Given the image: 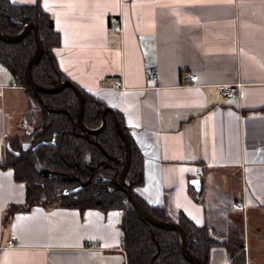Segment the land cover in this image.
<instances>
[{
    "label": "crops",
    "instance_id": "0c3cea01",
    "mask_svg": "<svg viewBox=\"0 0 264 264\" xmlns=\"http://www.w3.org/2000/svg\"><path fill=\"white\" fill-rule=\"evenodd\" d=\"M39 1L59 33L60 69L120 115L140 152L135 193L173 221L183 213L217 240L242 245L244 264H264V0ZM221 83H239V94L220 97ZM35 106L2 66L0 264H127L123 210H23L26 184L4 159L23 108L31 116ZM10 205L20 209L9 216ZM229 261L223 245L211 246L208 264Z\"/></svg>",
    "mask_w": 264,
    "mask_h": 264
},
{
    "label": "trees",
    "instance_id": "16d2710c",
    "mask_svg": "<svg viewBox=\"0 0 264 264\" xmlns=\"http://www.w3.org/2000/svg\"><path fill=\"white\" fill-rule=\"evenodd\" d=\"M29 21L37 23L43 45V53L37 64L32 66L33 80L43 87H54L69 78L58 65L53 49L60 44L59 33L54 29L51 16L42 8L40 1L33 4H19L11 0H0V31L17 34ZM36 49L34 31L16 43L0 40V65L7 69L15 83L21 85L40 105L37 119L27 149L14 150L7 146L12 157L4 160L6 167H12L16 180L26 184V199L23 210L34 204L74 207L83 211L97 208L123 210L120 228L123 235V249L127 264H191L181 252V238L174 230L159 228L143 220L130 204L126 194L118 186L122 161L126 155L125 144L117 132L112 115L106 113V125L98 133L86 136L79 126L72 129L70 115L78 114L79 100L72 87L67 86L57 93L39 92L47 110L39 102L29 87L25 68ZM80 89V88H79ZM81 90V89H80ZM82 91V90H81ZM83 123L89 128L101 124V113L105 103L85 93ZM67 111L69 114L65 113ZM121 127L127 133L121 117L116 113ZM129 138V135L127 133ZM42 139H51L33 147ZM130 140V138H129ZM130 165L125 180L134 197L159 220L173 221L157 207L148 206L134 191L143 183L142 157L130 140ZM51 170L48 176L42 175L38 167ZM78 183L83 187L75 192L63 193ZM56 198L59 202L52 201ZM20 207L10 205L8 215ZM186 231L187 247L200 264H208L211 246L223 245L229 255V264H244L242 245L217 240L206 227L195 225L183 213L176 219Z\"/></svg>",
    "mask_w": 264,
    "mask_h": 264
},
{
    "label": "water",
    "instance_id": "95a60500",
    "mask_svg": "<svg viewBox=\"0 0 264 264\" xmlns=\"http://www.w3.org/2000/svg\"><path fill=\"white\" fill-rule=\"evenodd\" d=\"M31 30L34 31V35H35V39H36V49H35L32 57L29 59L28 64L25 68V77H26V81H27L29 87L31 88L32 92L34 93V95L38 96L39 102L42 103L43 107L47 110L61 111L59 109H50L47 104L43 103V99L39 96V92L57 93L67 86L72 87L73 90L75 91V93L77 94L78 100H79V109H78V114H77L76 119L70 115V119L72 121V129L75 132L76 127L79 126L80 129L84 132V134L86 136H89L92 133H98L101 130H103V128L106 125V113L109 112L112 115L115 126L117 128V132L120 135L121 139L123 140V142L125 144V149H126L125 158L122 161L117 160L121 164V170L119 172V177H118L119 188L126 194L128 201L134 207L137 214L143 220L147 221L150 224H153L156 227L176 231L180 235V238H181V252H182L183 257L187 261H189L191 264H200L199 260L192 253H190V251L187 247L188 238H187V234H186L185 229L176 221L159 220L155 216H153L150 212H148L138 202V200L134 197L130 186L126 183L125 177H126L127 171L129 169L130 161H131V159H130V141H129L124 129L121 127V125L119 123V119H118L116 112L111 107H105L101 113V124H100V126L97 128H94V129L89 128L83 123L85 95L75 84H73L70 80H65V81H62L60 84H58L57 86H54V87H43V86L37 84L33 80L32 75H31V68H32V66H34L35 64L38 63V61L40 60L42 53H43V45H42V41H41V37L39 34L37 23L34 21H29L25 24L24 28L19 33L13 34V35L6 34V33H3L0 31V40L8 42V43H16V42L22 40L24 37H26ZM64 112L69 114L67 111H64ZM48 140H51V139L39 140L34 144L33 147L35 148V147L39 146L40 144L46 143ZM38 171L42 175H45V176H48L51 174V170H49L45 167H42V166L38 167ZM190 183L194 186V188L196 190L200 189L201 184H200L199 178L191 179ZM82 185H83V183H80L79 185H77L75 187L67 188L63 191V193H70V192L78 191V190H80Z\"/></svg>",
    "mask_w": 264,
    "mask_h": 264
},
{
    "label": "rangeland",
    "instance_id": "374dc122",
    "mask_svg": "<svg viewBox=\"0 0 264 264\" xmlns=\"http://www.w3.org/2000/svg\"><path fill=\"white\" fill-rule=\"evenodd\" d=\"M13 97L17 101V106H20L21 101H19V99L15 96H11V99ZM35 107L38 109L37 111L40 112L41 106L37 104ZM37 111H36V109H34V113L30 116V114H29L30 112L28 113V107L25 109L23 108V111H22L20 117H18V119H17V122L18 123L21 122V124L19 125V127H17L15 129L16 132L8 138V141H7L8 147L10 145V147L12 149L17 150V151H18V149L22 150V149L28 148V146L31 143L30 135H31L35 125H38V123L40 121L37 119V117H39ZM18 112H20V110ZM20 120H23V121H20ZM7 157H8V159H9V157L10 158L12 157V155L10 154V152L8 150H7V154H6L5 159ZM52 201L59 202L56 198L52 199Z\"/></svg>",
    "mask_w": 264,
    "mask_h": 264
},
{
    "label": "built area",
    "instance_id": "2783aa9c",
    "mask_svg": "<svg viewBox=\"0 0 264 264\" xmlns=\"http://www.w3.org/2000/svg\"><path fill=\"white\" fill-rule=\"evenodd\" d=\"M113 30L114 31H120V22L119 23L117 22L113 26ZM1 69H2V66L0 65V71H1ZM150 79L156 80L157 79L156 73H151ZM197 79H198V76L196 74H190V73L184 74V80L186 81L187 84H194V83H196ZM239 87H240L239 83H221V84L217 85L218 94L220 97H222L226 100H229V99H232L237 94H239V91H240ZM233 206L237 209L243 208V205L240 203H233ZM15 239H16V236L14 234H11L9 239L6 241L5 245L7 247L14 246Z\"/></svg>",
    "mask_w": 264,
    "mask_h": 264
},
{
    "label": "flooded vegetation",
    "instance_id": "af4514ba",
    "mask_svg": "<svg viewBox=\"0 0 264 264\" xmlns=\"http://www.w3.org/2000/svg\"><path fill=\"white\" fill-rule=\"evenodd\" d=\"M79 184H80V183L76 184L75 186H77V185H79ZM83 185H84V184H83ZM83 185H82V187H83ZM75 186H73V187H75ZM82 187H81V188H82ZM70 188H72V187H70ZM81 188H80V189H81Z\"/></svg>",
    "mask_w": 264,
    "mask_h": 264
}]
</instances>
